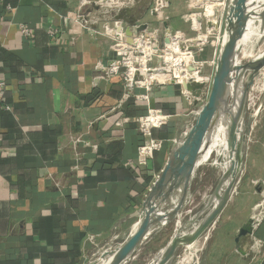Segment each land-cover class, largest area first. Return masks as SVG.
<instances>
[{
  "label": "crops",
  "instance_id": "1",
  "mask_svg": "<svg viewBox=\"0 0 264 264\" xmlns=\"http://www.w3.org/2000/svg\"><path fill=\"white\" fill-rule=\"evenodd\" d=\"M81 1L0 0V264H93L100 251L123 243L188 121L177 87L155 86L146 102L123 101L122 79L106 74L118 55L114 32L152 1L137 0L124 17L98 9L96 0L81 8ZM191 1L172 0L166 13L170 30L185 39L194 35L183 20ZM80 14L88 22L83 27L76 23ZM148 109L174 114L150 137L131 122ZM151 140L163 141L162 147L140 154ZM243 170L248 176L198 264H264L263 232L248 229V242L238 249L235 243L264 203V188L251 183L264 180V143L247 154ZM152 238L129 264H139ZM251 251L259 253L247 259Z\"/></svg>",
  "mask_w": 264,
  "mask_h": 264
},
{
  "label": "water",
  "instance_id": "2",
  "mask_svg": "<svg viewBox=\"0 0 264 264\" xmlns=\"http://www.w3.org/2000/svg\"><path fill=\"white\" fill-rule=\"evenodd\" d=\"M253 10L249 0H231L225 17V35L228 42L217 58L207 102L202 105L193 125L186 135L173 146L170 159L157 179L150 186L139 212L140 220L134 231L121 244L100 251L93 264H129L138 247L153 233V225L163 223L168 216L180 218L184 211L187 189L196 171L199 158L207 149L209 136L218 121L226 123L224 154L226 168L219 177L208 201L192 217H182L167 246L163 248L154 264H173L179 250L190 248L216 224L232 198L246 159V127L244 118L249 91L255 78L264 70V50L260 55L238 65L237 41L243 37ZM166 32L170 29L164 23ZM259 37L264 33V4L259 19ZM183 89L195 98L201 85L183 84ZM257 191H260L257 188ZM179 197L170 212L165 204L174 195ZM178 218V219H179ZM247 224L237 232V249L249 236ZM164 225V224H163Z\"/></svg>",
  "mask_w": 264,
  "mask_h": 264
},
{
  "label": "built area",
  "instance_id": "3",
  "mask_svg": "<svg viewBox=\"0 0 264 264\" xmlns=\"http://www.w3.org/2000/svg\"><path fill=\"white\" fill-rule=\"evenodd\" d=\"M122 0H96L94 5L102 11L119 6ZM125 1V0H124ZM123 1V3H124ZM130 0H127L129 2ZM227 0H202V8L198 11L192 0L190 13L185 14L183 20L194 26V35L190 38H182L178 34L165 31L164 23L168 22L166 13L169 10L171 0H152L146 7L141 17L136 18L125 27L116 30L111 37L117 57L110 61L106 74L108 78L120 77L123 82L124 99H133L137 102L148 101L149 94L155 86L167 84L177 87L188 106L187 124L173 140V146L182 139L190 127L202 105L207 102L211 80L216 67L215 60L209 64L213 71L209 77L200 80L199 73L207 65L206 62H197L195 56L204 53V30L202 14H211L212 22L208 29H217L221 32L227 13ZM121 3V5H123ZM90 4L87 0L81 1V8ZM194 9L197 10L194 14ZM108 12V11H106ZM76 23L83 27L88 24L85 16L80 14ZM170 29V28H169ZM20 30L25 37H29V30L21 26ZM206 33L207 29L205 30ZM50 31L51 36L55 35ZM223 32L222 35H224ZM183 84L201 85L200 91L194 103V97L183 89ZM5 89V81L0 77V107L2 95ZM6 109V108H5ZM8 109V108H7ZM6 109V110H7ZM174 114L165 113L161 109H148L146 114L137 116L131 120L136 124L144 136L150 137L153 131L160 130L164 125L171 123ZM122 122H129L123 118ZM163 145L161 140H151L148 147H141L140 154L152 155Z\"/></svg>",
  "mask_w": 264,
  "mask_h": 264
},
{
  "label": "rangeland",
  "instance_id": "4",
  "mask_svg": "<svg viewBox=\"0 0 264 264\" xmlns=\"http://www.w3.org/2000/svg\"><path fill=\"white\" fill-rule=\"evenodd\" d=\"M123 1L124 0H122L121 3H123ZM148 1L151 2L152 0H148ZM193 1L196 4L195 7L199 11L202 8V2H201L202 0H193ZM230 2L231 0L226 1L227 10L230 5ZM254 2L255 0H249V5L251 9H252ZM121 3L118 7L115 6L111 9H108V8H104V9L106 11H111L112 14H115L117 16L118 15L121 17H124V15L130 16V13L133 12L134 7L137 5L138 1L130 0L129 2H127V0H125L123 5H121ZM172 3L173 2L171 0L170 4ZM146 7H149V5H147ZM146 7H141V10L145 9ZM138 10L140 11V9ZM196 11L197 10L194 9V14H196L195 13ZM202 15H204L202 16V22L206 21V27H203L204 35H205L204 40H203L204 53L196 55L195 60L197 62H206L207 65H205L202 68V71L199 73L200 80H204L209 77L211 73L209 69V64H211V62L215 60V57L220 56L222 47L226 44V42H228L227 36L225 34L222 35L225 30V24L223 23L221 32H219L217 29L216 30L213 29L212 31H210L207 25L210 23V21L212 22V15L211 14H202ZM136 18L138 17L132 16L130 18V21L125 20V23L126 22L131 23ZM252 21H253V15L250 17V21L247 24V28L245 30L243 37L241 38L240 41L236 42L237 46H239V42H240L238 56L236 60L238 65H241L243 63V60H242L244 56L243 54L246 53L249 48L248 36L250 34L249 30L252 27ZM206 29H207L208 34L205 31ZM261 43H262V37L261 38L256 37L255 40H253V43H252L253 54L257 51ZM251 89L249 91V98H248L246 114L244 118V124L247 130V133H246V137H247L246 151L247 152L246 154H249V155L251 154L253 149L257 148L260 145V143H264V70L261 72L260 75H258L255 78ZM199 91L200 89L198 90V92ZM190 94L192 96V93ZM197 104L198 103H196V105ZM176 120L178 121V119ZM221 121L222 120H220V122L218 121L215 129L209 136L207 149L202 152L201 157L199 158V162L197 164V171L193 179L191 180L190 186L187 189V192L185 195L184 204L186 205V208L184 209L183 212L179 213L181 217L180 218L178 217L179 218L178 219V218H173L171 216H168V218L165 221H163V223L161 222L159 223V221L156 222L153 233L148 237V238H151L153 236V238L149 242L150 244L148 246L143 247V249L141 248L142 251L140 255L139 264H154L156 262V259L160 251L163 248H165L168 242L170 241V238L173 232L175 231V228H177L180 225L182 221L181 220L182 217L185 215H188L186 217V219H188V217H192L199 209L202 208L201 206L198 209H194V207L199 205L202 196L207 193L206 191L209 190V187H211V185H212V189L210 192L212 193L215 185L217 184V181L216 183H213L215 181L214 179L220 173L221 169L224 171L226 168L224 148H222L223 124ZM180 123L184 125V122H180ZM201 174H202V177L199 178ZM241 176L242 177H239V180H238V183H237V186L235 188L233 195H235L238 192L239 187L242 185V181L244 180V176L247 177L248 174H245L243 170ZM246 180H249V178L248 179L245 178V181ZM251 183L252 184L256 183L255 185L257 187H262V189L264 188V180L262 179L252 180ZM178 197L179 195L175 193L168 200L167 204H165V207H166L165 212L171 211V208L175 205ZM258 209L253 210L254 212L253 215L255 216V220L248 222L247 228L249 227L248 229L250 230L253 228L254 232L257 230V234H259L258 236H260V231L264 233V226H263L264 224V214H263L264 213V203L263 202L258 206ZM259 212H262V213H260L257 216ZM215 227H217V224H215L214 227L211 229V231L207 233L209 236V237L207 236V239H208L206 240L207 243L212 237ZM262 239L264 238L262 237ZM248 240L249 238H247V240H245L244 243H247ZM206 242L203 245V249L201 251L200 257H202L203 253L206 250V246H207ZM262 245H261V248H262ZM188 253L189 252L187 251L186 248L179 250L175 258L176 259L175 264H194L195 260L194 259L190 260ZM256 253H259V252L257 251L249 252L248 256H246L247 259H251V254H256Z\"/></svg>",
  "mask_w": 264,
  "mask_h": 264
},
{
  "label": "bare ground",
  "instance_id": "5",
  "mask_svg": "<svg viewBox=\"0 0 264 264\" xmlns=\"http://www.w3.org/2000/svg\"><path fill=\"white\" fill-rule=\"evenodd\" d=\"M263 4H264V0H255L253 6H252V10H253V21H252V27L251 29L249 30L250 34L248 36V39H249V48H248V51L246 53H244L243 55V63L244 64L245 62L249 61L251 58L257 56V55H260L263 50H264V33L262 35V43L261 45L259 46V48L257 49V51L253 54V46H252V43H253V40H255L256 37H259V19H260V13L262 11V8H263ZM250 6V5H249ZM261 38V37H260ZM239 46H240V42H239ZM239 46L238 49H239ZM239 51V50H238ZM240 64V62H239ZM241 64V65H242ZM258 86V85H257ZM252 90V89H251ZM255 102V101H254ZM254 104V103H253ZM255 105V104H254ZM254 107V106H253ZM255 118V117H254ZM220 122V121H219ZM222 124H223V135H222V148H224V143H225V130H226V123H224L223 121H221ZM223 170L221 169L220 173L216 176V178L214 179L215 181L213 183H216V181L219 179V177L221 176ZM202 177V174L199 176V178ZM214 185V184H213ZM212 189V185L211 187H209V190L206 191L202 198H201V201L199 203L198 206L194 207V209H198L199 207H203L204 204L208 201L209 199V196H210V191ZM192 209V210H194ZM170 212V211H169ZM264 226V224H263ZM179 227V226H178ZM177 227V228H178ZM207 236L208 234H205L196 244H194L192 247L190 248H187V251L189 252L188 255H189V259H194L195 260V263L194 264H198V260H199V257L201 256V251L203 249V245L205 244L206 240H207ZM209 237V236H208ZM207 243V242H206ZM106 246V245H105ZM185 259V258H184ZM187 261V259H186Z\"/></svg>",
  "mask_w": 264,
  "mask_h": 264
},
{
  "label": "trees",
  "instance_id": "6",
  "mask_svg": "<svg viewBox=\"0 0 264 264\" xmlns=\"http://www.w3.org/2000/svg\"><path fill=\"white\" fill-rule=\"evenodd\" d=\"M1 53H2V51L0 50V56H1ZM137 115L141 116V115H144V113H141V114L137 113ZM137 115H135V116H137Z\"/></svg>",
  "mask_w": 264,
  "mask_h": 264
}]
</instances>
